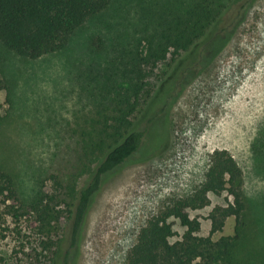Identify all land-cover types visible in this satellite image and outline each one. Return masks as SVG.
Listing matches in <instances>:
<instances>
[{"label": "rangeland", "instance_id": "obj_1", "mask_svg": "<svg viewBox=\"0 0 264 264\" xmlns=\"http://www.w3.org/2000/svg\"><path fill=\"white\" fill-rule=\"evenodd\" d=\"M148 8L141 0H113L107 11L72 35L64 50L37 60L19 57L0 44V168L13 177L23 200L29 201L39 187L53 191L49 177L60 167L64 182L66 172L77 174L66 163L75 153L73 143L91 119H101L92 113L98 97L91 94L96 82L88 78L90 63L97 60L95 72L104 73L106 67L115 70L118 54L125 57L117 49L130 51L140 39L138 48L144 49L141 34ZM96 36L105 40L99 58L89 47ZM173 65L169 56L146 78L155 85V106L173 93ZM165 142L151 158L126 164L103 186L88 214L75 264H126L140 229L172 201L201 186L216 149L228 150L243 171L248 208L233 263L264 264V0L256 1L229 44L174 103ZM87 178L80 176L77 186ZM209 199L208 206L188 211L200 222L197 235L213 241L233 236L235 217L211 233L209 215L227 204V194H209ZM1 203L0 264H58L50 245L62 231L58 236L41 233L34 218L14 220ZM55 207L63 212L57 226L62 230L67 207L64 202ZM171 220L175 242L186 229Z\"/></svg>", "mask_w": 264, "mask_h": 264}, {"label": "trees", "instance_id": "obj_2", "mask_svg": "<svg viewBox=\"0 0 264 264\" xmlns=\"http://www.w3.org/2000/svg\"><path fill=\"white\" fill-rule=\"evenodd\" d=\"M112 1L0 0V44L29 60L57 53L67 47L78 29L107 11ZM256 1L141 0L144 7H149L148 26L141 34L145 48L139 50L140 39L130 51L117 49L125 57L119 54L115 57V70L106 67L104 73L101 70L97 73V60L90 63L88 73L93 76L88 78L96 82L91 94L98 97L94 103L96 112L92 113L101 119H91L89 128H84L73 143L75 153L66 163L77 169V174L66 172L64 182L60 167L59 172L49 177L55 185L53 191L39 187L25 201L13 177L0 168V200L6 214L17 221L34 218L41 233L55 232L58 236L62 231L50 245L59 257L58 264L76 263L88 214L107 181L126 164L147 160L163 148L174 103L188 83L229 44ZM89 47L99 58L105 52V40L93 37ZM169 56L174 62L171 67L175 87L162 105L155 106V85L146 78ZM101 78L105 81H100ZM83 175L88 178L79 187L77 179ZM223 193L227 194V204L216 206L209 215L211 233L222 230L225 220L235 217L234 235L217 241L211 236L197 235L200 222L191 218L188 211L208 206L209 194ZM57 202H64L67 207L62 230L57 227L63 213L56 209ZM247 208L241 167L228 150L216 149L201 186L190 196L172 201L140 229L126 264H194L198 259L200 264H234L232 255L243 240L242 217ZM171 219L186 229L175 242H171L174 236Z\"/></svg>", "mask_w": 264, "mask_h": 264}]
</instances>
